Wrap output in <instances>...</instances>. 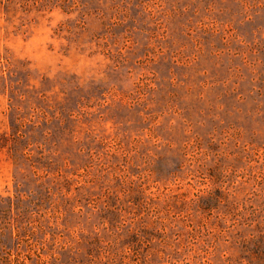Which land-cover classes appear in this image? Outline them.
I'll return each instance as SVG.
<instances>
[{"label": "rangeland", "instance_id": "rangeland-1", "mask_svg": "<svg viewBox=\"0 0 264 264\" xmlns=\"http://www.w3.org/2000/svg\"><path fill=\"white\" fill-rule=\"evenodd\" d=\"M0 264H264V0H0Z\"/></svg>", "mask_w": 264, "mask_h": 264}]
</instances>
